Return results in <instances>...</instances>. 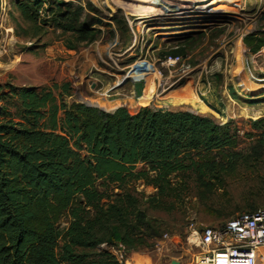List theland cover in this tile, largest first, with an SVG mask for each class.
Masks as SVG:
<instances>
[{
  "label": "rangeland",
  "instance_id": "obj_1",
  "mask_svg": "<svg viewBox=\"0 0 264 264\" xmlns=\"http://www.w3.org/2000/svg\"><path fill=\"white\" fill-rule=\"evenodd\" d=\"M180 1L49 0L38 12L43 35L29 40L16 37L13 20L24 24L14 13L15 0H0V86L68 83L66 103L106 112L131 106V114L142 107L189 111L220 124L235 122L238 155L230 163L213 172L171 175L168 196L143 181L130 186L144 212V235L153 236L143 248L125 249L126 264H192L201 252L195 238L203 227L264 208V145L245 137L250 121L264 116V47L252 55L242 43L264 27V0ZM80 27L95 30L96 40L68 50ZM177 52L179 61L167 64ZM244 109L260 114L241 116ZM95 188L104 194V209L122 195L117 184L98 181ZM75 204L84 205L80 195ZM92 215L86 210L84 217ZM70 221L68 213L59 218L60 237Z\"/></svg>",
  "mask_w": 264,
  "mask_h": 264
},
{
  "label": "trees",
  "instance_id": "obj_2",
  "mask_svg": "<svg viewBox=\"0 0 264 264\" xmlns=\"http://www.w3.org/2000/svg\"><path fill=\"white\" fill-rule=\"evenodd\" d=\"M45 2L15 0L14 13L24 24L12 17L16 37L43 35L38 12ZM73 31L79 36L68 50L97 37L91 28ZM242 43L257 54L264 27ZM71 93L68 83L0 86V264H118L111 247L143 248L153 236L144 235V212L130 186L143 181L158 196H168L171 175L213 172L238 155L239 131L232 120L220 124L189 111L149 107L133 114L123 107L106 112L66 103ZM245 137L264 145V116L250 121ZM98 181L122 191L106 209ZM77 195L84 205L75 204ZM86 210L92 218L84 217ZM66 213L71 221L60 237L56 224ZM101 245L107 249L99 250Z\"/></svg>",
  "mask_w": 264,
  "mask_h": 264
},
{
  "label": "built area",
  "instance_id": "obj_3",
  "mask_svg": "<svg viewBox=\"0 0 264 264\" xmlns=\"http://www.w3.org/2000/svg\"><path fill=\"white\" fill-rule=\"evenodd\" d=\"M179 57H168L174 65ZM201 252L192 264H264V208L242 213L218 227H203L196 233ZM118 264H126L123 246L110 249Z\"/></svg>",
  "mask_w": 264,
  "mask_h": 264
},
{
  "label": "bare ground",
  "instance_id": "obj_4",
  "mask_svg": "<svg viewBox=\"0 0 264 264\" xmlns=\"http://www.w3.org/2000/svg\"><path fill=\"white\" fill-rule=\"evenodd\" d=\"M182 1V0H181ZM180 1V2H181ZM191 1V0H190ZM179 2V1H178ZM186 2V1H185ZM188 2V1H187ZM182 3H184V2H182ZM223 3L225 4V5H228V1H223ZM232 3V2H231ZM230 4V3H229ZM196 7V6H195ZM179 8V7H178ZM204 8V7H203ZM188 9V8H187ZM205 9V8H204ZM216 9V8H215ZM217 9H219V10H226V7L225 6H221V7H218ZM182 10V9H181ZM1 25V24H0ZM259 87V86H258ZM256 88H257V86H256ZM263 88H264V85H263ZM256 90V89H255ZM260 95V93H256L255 95ZM261 96V95H260ZM260 99H264V93H263V97H261ZM246 100V99H245ZM243 112L244 113H242L241 114V116H247V117H249V115L252 117V118H256V117H258L259 116V114H260V112H255V111H252V110H243ZM196 239V238H195ZM197 240V239H196Z\"/></svg>",
  "mask_w": 264,
  "mask_h": 264
},
{
  "label": "crops",
  "instance_id": "obj_5",
  "mask_svg": "<svg viewBox=\"0 0 264 264\" xmlns=\"http://www.w3.org/2000/svg\"><path fill=\"white\" fill-rule=\"evenodd\" d=\"M127 99H129V98H127ZM121 101L126 102V99H125V100H121ZM115 102H118V101H115ZM134 103H135V102H134ZM119 106H121V107H125L126 109L129 108V107H131V106L126 107V106H124V105H118V106L114 107V109H112L110 112L114 111V110L117 109ZM132 108H133V107H132ZM127 110H128V109H127ZM135 112H136V111H135Z\"/></svg>",
  "mask_w": 264,
  "mask_h": 264
}]
</instances>
